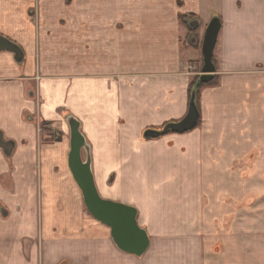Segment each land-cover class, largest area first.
<instances>
[{
  "label": "crops",
  "instance_id": "obj_1",
  "mask_svg": "<svg viewBox=\"0 0 264 264\" xmlns=\"http://www.w3.org/2000/svg\"><path fill=\"white\" fill-rule=\"evenodd\" d=\"M215 16L200 125L145 137L188 113ZM0 34L24 51H0V264H264V0H0ZM71 117L101 196L137 207L142 256L87 210Z\"/></svg>",
  "mask_w": 264,
  "mask_h": 264
},
{
  "label": "water",
  "instance_id": "obj_2",
  "mask_svg": "<svg viewBox=\"0 0 264 264\" xmlns=\"http://www.w3.org/2000/svg\"><path fill=\"white\" fill-rule=\"evenodd\" d=\"M199 21L190 23L191 28L198 27ZM222 27L221 19L215 16L208 23L202 41L203 66L200 75L201 82L210 81L216 73L214 53L218 36ZM192 43H197V38L192 35ZM8 50L14 53L15 59L22 62L24 59L23 49L7 37L0 34V51ZM200 118L199 110L195 103V94L191 98L189 110L186 116L178 122L171 123L162 130L149 129L145 137H160L169 131L184 133L198 126ZM71 128V144L69 152V167L75 181L82 191L85 206L89 213L98 221L111 228V234L116 245L124 252L142 256L150 246V237L147 230L139 225L137 207L122 202L105 199L98 191L92 166L91 149L81 131L79 120L69 119ZM3 135L0 132V145L3 144ZM7 153L14 147L13 142L4 143ZM85 153V156H84Z\"/></svg>",
  "mask_w": 264,
  "mask_h": 264
},
{
  "label": "trees",
  "instance_id": "obj_3",
  "mask_svg": "<svg viewBox=\"0 0 264 264\" xmlns=\"http://www.w3.org/2000/svg\"><path fill=\"white\" fill-rule=\"evenodd\" d=\"M180 18H181V20L185 21L186 24L188 25L189 37L192 34L196 33L198 27L191 28V26H190V23L194 20L193 19L194 17H192V15H188V14L187 15H181ZM214 62H216L215 57H214ZM218 83H219V79H218V76L216 74L214 75V77L210 81L205 82V83L200 81V76L195 77L193 79V81L191 82V85H190V97L192 98L193 94H195V103H196V106H197V108L199 110V113H200V118H199L198 125H200V123H201V90L205 86H215ZM175 122H178V121L167 122L163 126L157 128L156 130H162L167 125H169L171 123H175ZM171 132H173V131H169L168 133H171ZM147 138H152V137H147Z\"/></svg>",
  "mask_w": 264,
  "mask_h": 264
},
{
  "label": "rangeland",
  "instance_id": "obj_4",
  "mask_svg": "<svg viewBox=\"0 0 264 264\" xmlns=\"http://www.w3.org/2000/svg\"><path fill=\"white\" fill-rule=\"evenodd\" d=\"M192 36V35H191ZM191 36L189 37V39L191 38ZM255 201L254 197L251 198H245V206L252 204V202Z\"/></svg>",
  "mask_w": 264,
  "mask_h": 264
}]
</instances>
